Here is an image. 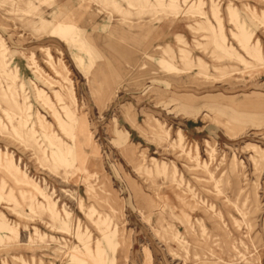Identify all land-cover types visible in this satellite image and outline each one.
<instances>
[{
  "label": "rangeland",
  "instance_id": "obj_1",
  "mask_svg": "<svg viewBox=\"0 0 264 264\" xmlns=\"http://www.w3.org/2000/svg\"><path fill=\"white\" fill-rule=\"evenodd\" d=\"M0 264H264V0H0Z\"/></svg>",
  "mask_w": 264,
  "mask_h": 264
}]
</instances>
